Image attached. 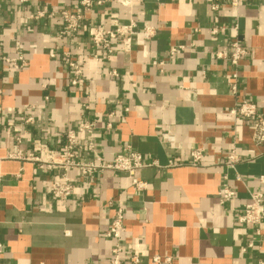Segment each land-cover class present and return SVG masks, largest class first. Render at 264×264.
Masks as SVG:
<instances>
[{
  "label": "crops",
  "instance_id": "obj_1",
  "mask_svg": "<svg viewBox=\"0 0 264 264\" xmlns=\"http://www.w3.org/2000/svg\"><path fill=\"white\" fill-rule=\"evenodd\" d=\"M77 1L0 0V52L15 57L20 50L26 61L21 70L0 66V264H110L115 241L106 232L118 206L125 216V257L138 254L143 264L153 256L172 257V264H264V229L236 222L251 194L264 190V146H256L249 124L230 113L246 99L264 114V0H135L131 9L109 0L86 14L80 33L62 36L60 12L75 9ZM43 9L56 14L32 18ZM131 21V51L115 41L110 59L97 52L95 28ZM149 26L156 34L144 40ZM233 40L249 50L238 67L236 95L228 61L211 57L229 51ZM178 46L183 49L171 56ZM94 54L99 61L90 60L83 84L74 86L68 58ZM83 114L97 128L79 135V158L93 159L89 144L107 161L129 148L142 154L157 162L135 172L148 183L145 191L136 192L125 173H104L57 200L49 187L59 171L11 158H44L37 141L59 155L65 133ZM25 116L35 124L22 126ZM167 131L177 150L163 142ZM196 148L205 149L199 167L186 163ZM233 150L242 159L235 170L225 165ZM171 160L184 164L171 166ZM69 178L79 179V172L71 170ZM225 185L236 192L230 202L219 197ZM251 242L255 248L242 253Z\"/></svg>",
  "mask_w": 264,
  "mask_h": 264
},
{
  "label": "built area",
  "instance_id": "obj_2",
  "mask_svg": "<svg viewBox=\"0 0 264 264\" xmlns=\"http://www.w3.org/2000/svg\"><path fill=\"white\" fill-rule=\"evenodd\" d=\"M29 0H17L20 4L26 3ZM109 0H78L77 6L73 10H63L60 12L61 18L63 20L64 28L62 31V36H75L80 33L83 29V23L86 14L92 10L94 6H102ZM123 8H132L135 0H114ZM234 5H237V0H234ZM217 5H213L212 9L216 10ZM56 12L48 13L47 10L43 9L37 12L36 17L32 18H43L46 15H55ZM0 17H1V7H0ZM218 28L212 29L213 34L218 33ZM136 32V24L131 21L129 24H116L114 29H107L104 27L95 28L92 31V40L97 52L104 53L106 59H110L114 52V42L120 41L123 46V51L129 52L132 49V37ZM144 40H149L156 34L154 27H145L141 32ZM18 49V48H16ZM182 46L172 47L170 50V55L174 56L179 50H182ZM249 54L248 48L243 45L239 40H233L230 43L229 51H219L211 54L212 59L227 60L229 64L230 71L228 73L230 82V92L233 95L238 93L239 87V72L238 67L242 59L247 57ZM50 56L55 58L56 54L51 53ZM90 60L99 61V55L94 54L91 57H85L80 61H74L72 58H68V66L72 70L73 81L72 84L77 86L78 84L84 82V69L88 66ZM0 66L10 67L14 70H21L25 68L26 61L20 50H17V55L15 57L7 56L0 52ZM112 76H118L116 71L111 72ZM83 84V83H82ZM88 107H86L87 109ZM230 113L240 118L249 124L252 129V140L253 143L258 146H264V114L261 113L256 104L253 102L241 99L239 100L234 108L230 110ZM35 124V118L31 116H25L21 119L22 126H30ZM14 125V123L10 124ZM97 128L96 120H91L88 118V114H83L78 125L68 130L64 135V144L62 151L59 155L50 149L45 144H41L39 141L36 142V147L39 148L44 158L37 156H27L26 158L20 153L12 154L11 158L18 159H28L32 161H37L40 163V168L45 169L49 172L59 171V180L54 181L50 184V193L54 199L66 201L74 193L78 184L87 178H94L98 174L104 173H125L129 175L132 181V187L136 192L142 193L148 187L146 181L138 180L135 177V172L141 168L156 166L157 162H146L142 154L130 150H126L125 153L117 155L113 160L107 161L100 158L96 152L93 144L88 145V151L93 154L92 160L84 161L79 158V151L83 148L79 135L91 134ZM15 140L18 144L21 143V133L19 132ZM162 140L164 143L170 145L174 150L179 148V143L176 141L174 135L169 131L162 135ZM205 155L204 148L194 149L189 156V165L193 167H199L203 163V158ZM240 156L233 150L227 154L225 159V165L229 169H234L237 164L241 162ZM184 162L179 160H171V166H180ZM71 170H77L79 172V179L69 178V172ZM227 177H224L226 180ZM236 179L241 181L240 176H236ZM264 183V177L261 178ZM236 196V192L225 185L219 192V197L221 200L230 202ZM113 203L111 202L110 205ZM124 210L118 206L115 208V214L111 221L110 227L106 232L108 238L115 241V245L111 251L110 264H124V259H128L131 264H143V260L138 254L130 253L124 256V251L121 244L122 231L124 229ZM237 224L240 226H252L256 228V232H260L264 229V190L259 192H254L250 196V201L242 209L239 210L237 215ZM254 244L248 243L242 248V253H247L254 249ZM3 250V245L0 240V253ZM172 257H161L153 256L150 260L151 264H172Z\"/></svg>",
  "mask_w": 264,
  "mask_h": 264
}]
</instances>
